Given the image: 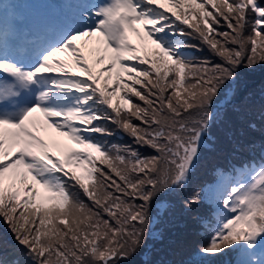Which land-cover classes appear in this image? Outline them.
Returning <instances> with one entry per match:
<instances>
[{
  "label": "snow or ice",
  "instance_id": "6c2138e0",
  "mask_svg": "<svg viewBox=\"0 0 264 264\" xmlns=\"http://www.w3.org/2000/svg\"><path fill=\"white\" fill-rule=\"evenodd\" d=\"M57 2L0 15V264H264V0Z\"/></svg>",
  "mask_w": 264,
  "mask_h": 264
},
{
  "label": "trees",
  "instance_id": "16d2710c",
  "mask_svg": "<svg viewBox=\"0 0 264 264\" xmlns=\"http://www.w3.org/2000/svg\"><path fill=\"white\" fill-rule=\"evenodd\" d=\"M26 2L27 1L24 0H0V15L3 16L5 21H7L9 14L13 10L20 15V11L24 10L29 13L33 7L39 8L41 6L40 0H30L29 5L25 4ZM198 55L212 59L211 54L207 51V49H204L201 53H198ZM241 82L244 90L256 93L258 99L261 89L264 88V66H258L251 72L242 70ZM126 139L127 138H124L118 142L124 143L126 142ZM222 163H224V161H222ZM197 172H199V170ZM203 182H205L204 177L194 176V183ZM4 230V226L0 225V231ZM169 239L174 241L176 245H188L194 242L196 237L194 236L186 217L181 218L177 215L175 223L169 232ZM166 246L167 242L165 245H157L156 249L159 250V248ZM149 258H153V251L151 248L146 249L144 253L137 256L134 259L133 264H145V261Z\"/></svg>",
  "mask_w": 264,
  "mask_h": 264
},
{
  "label": "rangeland",
  "instance_id": "374dc122",
  "mask_svg": "<svg viewBox=\"0 0 264 264\" xmlns=\"http://www.w3.org/2000/svg\"><path fill=\"white\" fill-rule=\"evenodd\" d=\"M124 138H121V140H123ZM209 168V167H208Z\"/></svg>",
  "mask_w": 264,
  "mask_h": 264
}]
</instances>
